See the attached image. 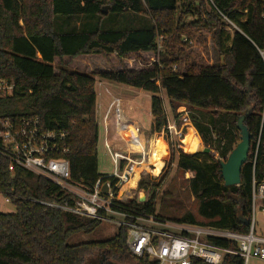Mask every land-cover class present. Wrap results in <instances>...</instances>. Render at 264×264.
Here are the masks:
<instances>
[{
	"label": "trees",
	"instance_id": "obj_1",
	"mask_svg": "<svg viewBox=\"0 0 264 264\" xmlns=\"http://www.w3.org/2000/svg\"><path fill=\"white\" fill-rule=\"evenodd\" d=\"M104 6L107 15H124L120 23L144 19L147 26L101 29L98 21L106 16ZM128 14L136 19L128 20ZM58 15L84 19L79 27L85 29L56 32ZM188 16L193 19L187 21ZM202 25L212 31L218 63L190 64L188 59L180 71L177 56L159 54V37L164 41L174 32L184 35L188 26ZM98 56L105 62L113 57L117 64L88 69ZM0 78L15 87L11 97L0 99V116H36L43 128L65 130L70 180L87 187L98 179L114 183L98 173L97 80L151 93V133L160 132L168 119L162 92L170 103H183L203 152L177 150L175 157L166 138L170 152L166 166L158 178L142 177L136 184L149 196L144 201L115 202L116 208L165 220L155 214V193L175 158L177 169L192 172L187 181L197 215L186 212L168 221L249 231L251 180L264 177V0H0ZM240 117L251 135L250 148L240 184L226 187L220 162L239 141ZM7 167L0 157V193L15 208L14 213H0V264H87L91 259L95 264L107 260L151 264L126 248L124 228L106 240L69 244L72 236L92 233L101 221L39 203H60L66 194L30 171ZM211 240L236 247L226 240ZM220 264H242V259L226 254Z\"/></svg>",
	"mask_w": 264,
	"mask_h": 264
},
{
	"label": "built area",
	"instance_id": "obj_2",
	"mask_svg": "<svg viewBox=\"0 0 264 264\" xmlns=\"http://www.w3.org/2000/svg\"><path fill=\"white\" fill-rule=\"evenodd\" d=\"M225 29L232 34L230 27ZM176 68L172 66L173 70ZM14 90L11 82L0 78V99L11 97ZM112 107L117 116L123 115L119 100L111 102L103 118L102 144L113 165L112 172L106 175L114 183L110 179H98L92 187H87L81 181L72 182L69 161L65 157L68 151L65 130L43 128L36 116H0V157L8 162L9 171L15 167L30 171L52 182L66 194L60 203H39L82 217L107 221L117 229L124 228L126 248L151 264H191L193 260L220 264L226 254L239 256L242 264H264V237L257 235L254 229L255 215H264V177L257 179L253 176L251 180L250 226L247 233L169 222L154 215H136L116 208L115 202L126 203L131 190L136 188L134 186L121 191L137 169L143 168L139 171L137 181L142 177L156 179L158 176H148L146 172V168L153 167L147 161L150 138L146 141L141 139V149L132 148L128 142L130 135L140 136L139 128L130 119L123 117L118 122L122 131L117 132L121 136L120 142L113 141L109 136L106 120ZM177 112V117L167 119L156 135L164 143L166 138L173 143L174 137L183 143L192 131L199 139L186 106H178ZM199 144L203 146L200 139ZM211 153L218 159L213 150ZM164 154L165 151L161 159ZM5 201L10 202L8 197H5ZM212 238L233 242L236 247H222L212 242Z\"/></svg>",
	"mask_w": 264,
	"mask_h": 264
},
{
	"label": "rangeland",
	"instance_id": "obj_3",
	"mask_svg": "<svg viewBox=\"0 0 264 264\" xmlns=\"http://www.w3.org/2000/svg\"><path fill=\"white\" fill-rule=\"evenodd\" d=\"M108 10V9H107ZM103 19H96L93 23V28L96 27V22H99V27L101 29H113L119 30L123 28H140L146 27L147 21L144 19H140L136 22H128V23H120L124 21V15H116L111 16L105 14ZM126 16V15H125ZM110 19V20H108ZM127 19H136V16L132 14H128ZM193 17L188 16L187 21L192 20ZM87 21V20H86ZM85 22L84 19H75L68 18L65 16H56L54 18V30L56 32H67L76 30H83L85 27H79V23ZM90 22V21H88ZM119 22V23H118ZM190 32V35L187 32ZM187 32L183 35L179 32H174V34H170L165 36V39H161L159 37V47L161 53L168 57L177 56L179 58V70L183 71L185 66L188 63H201V64H216L220 61L218 54L214 48L213 39H212V31L207 28V26H188ZM187 38H189L187 40ZM159 54L155 60L158 59ZM104 61L102 57H95L90 60L91 65L88 69H97L98 67L102 68L110 66L113 67L112 62L117 64L115 59L111 57L109 60ZM87 63V62H86ZM89 64V63H88ZM102 81V84L106 85L105 88L103 85H95V90L100 93V91H107L110 94L106 93V99L103 98V102L97 103L96 107V117L97 123L99 126V135L97 142V162H98V173L99 174H109L113 170L112 161L109 157V154L104 150V146L102 144V122L101 117L106 110L110 99H112L113 95H117L121 99V108L123 114L128 119L135 120L139 125V130L146 133L151 130L152 117L150 114V105H151V93L144 91L142 89L134 88L128 85L110 82V81ZM97 82H99L97 80ZM161 97L163 100V106L165 113L168 119H173L177 117V108L180 105H184L183 103H170L166 98L165 94L162 92ZM98 100H102V98H98ZM99 101V102H100ZM172 104V107H171ZM187 109V106H186ZM111 115H110V133L114 131V119H115V111L112 107ZM114 135V134H113ZM156 134L154 137L156 138ZM148 139V138H147ZM157 139V138H156ZM160 139V138H158ZM189 139L186 142L180 143L178 138H173V146H174V154L178 153L177 150H182L183 152L194 153V152H203L201 149L194 147L196 143L199 144L198 138L191 132V134L187 137ZM160 141H162L160 139ZM150 142V141H149ZM163 143V141H162ZM164 149V148H163ZM164 151V150H163ZM163 153V152H162ZM161 153V154H162ZM160 156V155H159ZM170 158V152L165 147V154L162 158L164 161V166L168 162ZM140 168L138 171L142 170ZM146 172L148 176H153L149 173V168H146ZM167 175L162 180L158 189H156L155 193V214L163 217L165 220L171 218H178L182 214L186 212H190L194 215L196 214V202L194 201L193 196L191 195L188 189V178L191 177L192 172H182L176 167V159L174 158L173 163L167 167ZM130 185V183H129ZM128 185V186H129ZM136 187V186H135ZM129 190V188H128ZM149 196V192L144 189H133L131 190V194L129 195L128 200L138 199L141 201L143 197ZM15 208L12 202H6L5 197L0 193V213H14ZM170 222V221H169ZM168 222V223H169ZM255 233L264 237V215L261 213H257L255 215ZM117 228L110 222L101 221L100 225L89 234L78 233L72 236L69 240V244H77L80 242H88V241H98V240H106L111 238L116 233ZM112 260H107V264L112 263ZM95 259L88 260L87 264H95ZM114 264H135V263H120L116 262Z\"/></svg>",
	"mask_w": 264,
	"mask_h": 264
},
{
	"label": "water",
	"instance_id": "obj_4",
	"mask_svg": "<svg viewBox=\"0 0 264 264\" xmlns=\"http://www.w3.org/2000/svg\"><path fill=\"white\" fill-rule=\"evenodd\" d=\"M107 6L102 8V14H106ZM242 117L238 119L237 127L240 131V138L234 148L230 151L224 161L220 162V174L224 186H238L241 182V167L247 160L251 135L247 128L242 124ZM105 190V187L103 188ZM145 198L141 201H144Z\"/></svg>",
	"mask_w": 264,
	"mask_h": 264
},
{
	"label": "bare ground",
	"instance_id": "obj_5",
	"mask_svg": "<svg viewBox=\"0 0 264 264\" xmlns=\"http://www.w3.org/2000/svg\"><path fill=\"white\" fill-rule=\"evenodd\" d=\"M118 119L119 120H123V117L118 114ZM118 131L121 132V128L120 126H118ZM192 132V131H191ZM191 132H189L184 140V142L188 141L189 139H187V137L191 134ZM156 138H160L159 136H156ZM153 138L150 143H149V150H148V163L150 165H152L153 167L149 168V173L152 174L153 176H159V174L161 173L163 167H164V161L160 158V156L164 153V146L162 141H160L159 139ZM161 139V138H160ZM162 140V139H161ZM128 142L130 144V146L134 149H141L142 148V141H141V137L138 135H130ZM202 145L196 143L194 145V147L200 148ZM163 152V153H162ZM162 153V154H161ZM160 155V156H159ZM139 169H137V171H135V174L139 175ZM137 180H135L133 177L121 188V191L123 189H126L130 183V185H135ZM124 191V190H123Z\"/></svg>",
	"mask_w": 264,
	"mask_h": 264
},
{
	"label": "crops",
	"instance_id": "obj_6",
	"mask_svg": "<svg viewBox=\"0 0 264 264\" xmlns=\"http://www.w3.org/2000/svg\"><path fill=\"white\" fill-rule=\"evenodd\" d=\"M99 81V80H98ZM105 81V80H104ZM95 85H103L105 88H107V86L106 85H104V84H102V81H99V82H97L96 81V84ZM96 91V90H95ZM106 93L107 94H110V92L109 91H107V89H104V91L102 90V91H100V93L99 92H97L96 91V101H98V105H99V103H102L103 102V98L104 99H106ZM98 98H102V100L100 101V100H98ZM114 100H119V103H120V106H121V99H120V97L119 96H117V95H113V97H112V99H110V101H109V103H108V106H107V108H106V110L104 111V113H103V115H102V117H101V122H102V124H103V118H104V116L106 115V112L108 111V107H109V105L111 104V102H113ZM100 101V102H99ZM121 108V107H120ZM121 110H122V108H121ZM122 113H123V111H122ZM110 115H111V111H109L108 112V117H107V120H106V124H107V128H108V134H109V136L110 137H112V139H113V141H115V142H120L119 141V139L121 138V136L117 133L118 132V126H119V124H118V122H119V119H118V116H117V113L115 112V119H114V131L113 132H111L110 133ZM122 117H124V118H127V117H125L124 116V114L122 115ZM128 119V118H127ZM131 120V119H130ZM133 123H134V126H136V127H138L139 128V125H138V123L135 121V120H131ZM133 127V126H132ZM98 128H99V126H98ZM103 128V127H102ZM103 130V129H102ZM122 132V131H121ZM139 133H140V136H141V139H143V140H145L146 141V139L147 138H152V137H154V134H157L156 132H153V133H151V131L150 132H148V133H146V136H145V132H143V131H141V130H139ZM114 134V135H113ZM99 135V134H98ZM139 136V135H138ZM128 139H129V137H128ZM158 139V138H157ZM160 140V139H159ZM149 141H151V140H149ZM150 143V142H149ZM164 143V142H163ZM164 151H165V143H164ZM136 184H137V181H136V183H135V185H129L126 189H128V188H132V187H134V186H136ZM126 189H123V190H126ZM122 190V191H123Z\"/></svg>",
	"mask_w": 264,
	"mask_h": 264
}]
</instances>
